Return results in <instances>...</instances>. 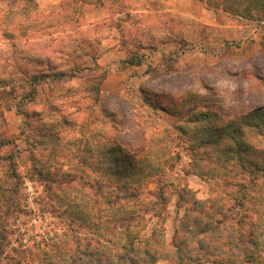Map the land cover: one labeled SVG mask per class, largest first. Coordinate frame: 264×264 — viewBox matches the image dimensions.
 Masks as SVG:
<instances>
[{"label":"trees","instance_id":"16d2710c","mask_svg":"<svg viewBox=\"0 0 264 264\" xmlns=\"http://www.w3.org/2000/svg\"><path fill=\"white\" fill-rule=\"evenodd\" d=\"M200 1L240 23H264V0ZM0 3L6 16V34H17V40L20 34L19 38L24 40L12 43L7 58L10 62L0 85L11 87L18 77L28 83L29 89L15 107L19 114L28 117L27 129L37 134L26 135L27 147L17 157L26 154L30 169L41 180L53 178L54 184L48 190L61 195L63 203L67 188L76 192L69 205L74 207L71 217L80 229L67 257L60 259L63 262H53V256H48V264H155L159 260L175 264H264V105L235 116L213 108L211 103H207L205 110L195 105L182 112L163 107L176 115L178 122L172 128L160 127L146 115L152 122L142 142L119 141L121 120L104 109L107 117H117L112 118V126L105 129L107 123L99 121L93 130L82 132V124L75 120L77 111H70L73 104L67 105L66 99L59 103L61 96L46 98L41 110L31 107L41 92L39 83L51 81L52 88L63 77L85 73H100L93 86L95 100L100 98L108 73L98 63L100 44L120 27L121 20L86 27L80 22L86 9L103 5L124 19V0H66L59 10L48 13L40 10L37 0ZM33 36L39 41L32 42ZM129 59L125 63H142L138 58ZM173 131L178 132L174 141L179 139L189 145L194 173L206 176L212 191L203 199L187 185L174 192L179 196L178 207L185 212L174 235L167 239L164 223L169 211V191L176 186L162 182L161 177L174 168V164H168L172 153L167 141ZM2 137L0 147L14 144L7 135ZM176 155L180 159V154ZM5 160L11 162L2 165ZM17 160L14 153L0 156V210L10 196L21 190ZM91 175L93 180L88 178ZM156 180L160 181V188L153 200L146 201L143 186ZM13 208L15 205L8 204L1 218L7 224L3 223L0 230V264ZM153 219H157V225L148 237L142 238V231ZM3 229L5 232H1Z\"/></svg>","mask_w":264,"mask_h":264},{"label":"rangeland","instance_id":"374dc122","mask_svg":"<svg viewBox=\"0 0 264 264\" xmlns=\"http://www.w3.org/2000/svg\"><path fill=\"white\" fill-rule=\"evenodd\" d=\"M37 1L40 10L48 13L59 10L66 0ZM124 2L120 7L125 11L124 19L118 13H111L107 5L86 9L81 18L80 23L84 27L106 21L115 24L116 19L121 20L120 27L113 29L100 44L102 53L99 63L108 72L100 98L95 100L93 92L100 73H85L73 78L63 77L52 88L51 81L39 83L41 92L31 108L41 110L46 98L58 99L61 96L57 100L59 103L66 99L67 105L68 102L73 104L70 111H77L75 120L82 124V132L93 130L99 121L107 123L105 129H109L112 118L118 117L121 120L119 128L122 129L118 140L142 142L152 120L167 128L174 127L178 122V117L166 112L163 107L182 112L195 105L204 109L207 103H211L213 108L229 111L235 116L264 105V23H240L227 14L209 9L200 0ZM3 9L0 3V77L6 75L5 67L10 62L7 58L12 43L23 40L19 38L20 34L17 40L16 32V37L6 34L8 28ZM31 41L39 39L33 36ZM129 58H138L142 63H125ZM28 89V83L19 77L11 87L0 85V140L7 135L14 141L11 146L0 147V156L16 155L22 179L19 194L10 196L0 210L1 230L3 223L7 224L1 219L6 206L10 203L15 205L8 222L10 226L6 229L8 240L3 264H48V256H53V262L62 257L65 259L80 229L79 223L71 217L74 207L71 208L70 203L74 202L76 192L71 187L67 188L68 196L63 203L61 195L48 190L54 184L51 182L53 178L41 180L30 169L26 154L17 157L19 151L27 147L24 141L26 135H37L27 129L25 122L28 117L19 114L15 107ZM70 93L72 97H68ZM104 109L117 117H107ZM173 132L167 141L171 143L172 153L168 164H174V168L161 177L162 182H173L176 186L169 191V211L164 223L167 239L175 233L185 212L184 208L178 207L179 196L174 192L187 185L197 197L207 198L212 191L211 181L194 173L187 149L189 145L179 139L174 141L178 132ZM176 154H180V159L176 158ZM10 162L5 160L2 165ZM88 178L93 180L94 176ZM158 182L143 186L146 201L155 198L160 188ZM156 225L157 219H153L142 231V238L148 237ZM1 232H5L4 229ZM261 240V258L264 261V238Z\"/></svg>","mask_w":264,"mask_h":264},{"label":"crops","instance_id":"0c3cea01","mask_svg":"<svg viewBox=\"0 0 264 264\" xmlns=\"http://www.w3.org/2000/svg\"><path fill=\"white\" fill-rule=\"evenodd\" d=\"M110 55H113V54H110ZM124 54H123V56H122V59H124ZM100 58H101V56H100ZM99 58V59H100ZM99 59H98V63H99ZM101 63V62H100ZM99 63V64H100ZM101 66H102V64H100ZM103 67V66H102ZM105 68H108V67H106L105 66ZM199 198V197H198ZM201 199H203V198H201ZM174 234H171V236L170 237H168V239H170V238H172V236H173ZM155 264H175L174 262H172V261H170V260H165V261H161V260H159V261H157ZM204 264H213V263H204Z\"/></svg>","mask_w":264,"mask_h":264}]
</instances>
